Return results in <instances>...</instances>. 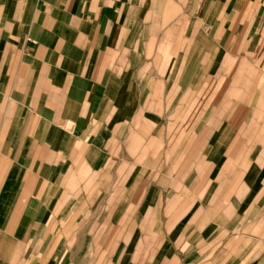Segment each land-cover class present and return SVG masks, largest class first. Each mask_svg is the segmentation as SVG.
Listing matches in <instances>:
<instances>
[{
  "label": "crops",
  "instance_id": "0c3cea01",
  "mask_svg": "<svg viewBox=\"0 0 264 264\" xmlns=\"http://www.w3.org/2000/svg\"><path fill=\"white\" fill-rule=\"evenodd\" d=\"M86 258L264 264V0H0V264Z\"/></svg>",
  "mask_w": 264,
  "mask_h": 264
},
{
  "label": "rangeland",
  "instance_id": "374dc122",
  "mask_svg": "<svg viewBox=\"0 0 264 264\" xmlns=\"http://www.w3.org/2000/svg\"><path fill=\"white\" fill-rule=\"evenodd\" d=\"M111 213L112 212H111L110 209L102 210V213H100L99 217L101 216L102 218H106V217L109 218V216H111ZM105 228H106V226H101V227L91 226V227H88V234L94 235V233L96 232V229H101L104 232ZM95 260H96L95 258H86L84 264H94Z\"/></svg>",
  "mask_w": 264,
  "mask_h": 264
},
{
  "label": "water",
  "instance_id": "95a60500",
  "mask_svg": "<svg viewBox=\"0 0 264 264\" xmlns=\"http://www.w3.org/2000/svg\"><path fill=\"white\" fill-rule=\"evenodd\" d=\"M68 129L71 130L72 129V126H69Z\"/></svg>",
  "mask_w": 264,
  "mask_h": 264
}]
</instances>
